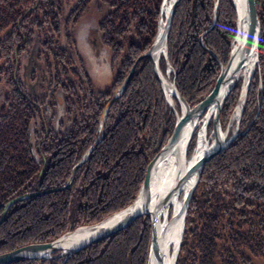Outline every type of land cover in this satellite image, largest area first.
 <instances>
[{
	"label": "trees",
	"instance_id": "16d2710c",
	"mask_svg": "<svg viewBox=\"0 0 264 264\" xmlns=\"http://www.w3.org/2000/svg\"><path fill=\"white\" fill-rule=\"evenodd\" d=\"M161 3L0 0V81L6 90L0 105V217L4 205L16 197L68 183L72 169L98 137L105 106L134 67L110 105L100 143L76 170L70 188L28 197L9 208L0 225V254L50 243L103 221L135 200L148 164L177 120L152 60L140 58L155 41ZM255 3L261 24L258 62L238 131L202 167L175 264H264V0ZM176 6L159 69L166 74L171 68L170 79L194 107L210 93L221 70L209 50L223 65L229 59L237 14L232 0H180ZM85 19L93 21L96 42L108 53L110 76L103 85L95 84L78 51L76 34ZM22 57H34L43 67L51 95L36 96L18 79ZM241 80L220 111L223 130ZM57 96L62 100L59 119ZM173 103L179 114L176 98ZM150 232L147 215L70 256L56 252L50 259L8 264H147Z\"/></svg>",
	"mask_w": 264,
	"mask_h": 264
},
{
	"label": "water",
	"instance_id": "95a60500",
	"mask_svg": "<svg viewBox=\"0 0 264 264\" xmlns=\"http://www.w3.org/2000/svg\"><path fill=\"white\" fill-rule=\"evenodd\" d=\"M180 0H173L170 3V9L165 16L166 19L162 26V31L160 33V24L162 23V18L160 16V22L158 24V31L155 38V41L150 46L149 50H147L146 53H144L140 58L142 57H149L154 66V72H156V75L158 77L159 82L162 85L163 92L166 95V99L168 104L171 105L172 108H174V111L177 115V120L175 123V128L172 132V134L169 136L170 138L167 140L166 144L162 147V149L155 155V157L152 159V161L148 164L146 169V175L143 180V184L141 185L138 195L136 196L135 200L126 207L124 210L114 213L111 217H108L104 219V221L89 225V226H82L78 227L75 230H72V232H66L61 237L50 241V243H40V244H29L28 246H23L18 248L17 250L7 252L5 254H0V264H8L11 262H18L19 260H29V259H40V257H47L51 255V253L54 252H62V254H66L68 256L72 255L74 252H77L79 250H82L84 247L94 244V242L105 240L106 238L115 235V233H118L120 231H123L136 221V219L143 217V216H149L150 217V225H151V239L149 243V253H148V262L147 264H164V257L162 254V249L160 246V235L158 234L159 224L161 221H165L167 218L165 217V213H168L170 208L172 207V199L174 196L179 194L181 191V187L184 183H187L190 181V179L193 180L192 184L190 185L188 192L183 196L182 199V206L180 208L179 214H175L171 216V221H176V217L180 220L181 219V238L178 243V247L175 253V259L173 264H175L177 254L179 252V249L181 247V240L183 237V230L185 227V218L187 215V210L190 205V200L195 192V188L197 187L199 181H200V174L202 171L203 165L208 162L213 156L220 153L221 150L229 146L228 144L231 142V140L236 136V132L231 135L230 138L227 139V130L226 132H222L221 125L219 124V117H220V111L224 105V101L229 96V93L231 92L234 84L236 81H238L239 75L241 73V70L243 69L246 60L249 58L248 56L252 53L255 54L256 62L253 64H257L258 62V48H259V41H260V33H261V24H259L258 19V13H257V4L255 3V0H243L244 3V17L245 22L242 21L241 15L239 14V10L237 9V3H235V0L233 1V4H235V10L237 14V31L234 35V38L232 40V49L229 54V59L225 65L222 64L220 59H218L217 55H215L212 51L209 50L211 55L214 57V59H217L219 66H220V73L217 76V79L215 80L216 83L210 93L207 95L205 99L200 101L196 106L191 107L185 99L182 97V95L178 92L176 89L175 83L173 82L171 84L172 87V97L176 98L178 103L181 106V112L178 114L175 109V105L171 103V101L168 100L166 90H165V83L163 81L164 75L162 72H160L159 69V57L155 58V52L154 49L156 48V44L158 42L163 41V50L164 55H166V45L168 41V35L171 31V24L173 20V15L176 9V5L179 3ZM165 0L162 1L160 14H162L163 10V4ZM217 4V2H216ZM218 5V4H217ZM214 28V23L212 24L211 29ZM210 29V30H211ZM159 36V39L157 37ZM203 35L200 37L201 45L203 46L202 38ZM161 40V41H160ZM252 66V67H253ZM168 69H171L168 67ZM134 70V67L130 70L129 76L126 78V80L121 84L120 88L116 91V93L113 95L112 99L109 101V103L105 106L100 120V126H99V133L96 141L90 146V148L86 151L84 156L81 158L79 163L72 169L71 177L68 181V183L65 184L63 187H59V189H48L46 191H40L37 193H26L25 195L18 196L16 199L11 200L7 202L3 207V213L0 217V225L3 223V219L6 216V213L8 212L9 208L13 205H15L17 202H21L24 200H27L28 197H34L41 194H47L48 192L52 191H59L63 189L70 188V184L73 181L74 173L76 170L84 164V162L87 161L90 154L93 152V149L100 143V139L102 138L103 134V125L106 120V116L108 113V110L110 109L111 103L120 97V94L122 93L123 89L126 87L127 82L129 81L130 77L132 76V72ZM170 72V71H168ZM254 72V67L246 77V82L244 83L241 93L240 99L244 97V95L247 92L248 85L251 81V76ZM240 101V100H239ZM241 102V101H240ZM240 102L237 104V108L235 111L239 112V117H241V109H240ZM213 115V116H212ZM212 117V124H213V130L212 135L214 136L213 143L209 146V151L201 156L198 162H196L193 166L189 167V170L184 173L180 174V169L177 163L178 167L176 168L177 173L174 178L175 184L170 186L168 188V191L164 193L163 196L155 200H152V192H151V176L153 173V168L156 166L157 162L160 160L162 156H165L166 154H175L178 150V146L183 138V134L188 126H194L193 131L190 134V138L186 145V152L188 150V145L192 139V135L194 131L198 127V123L203 122V127L201 129H204L205 135H206V128L207 123ZM240 119V118H239ZM207 136V135H206ZM196 150V149H195ZM195 152V151H194ZM193 152V153H194ZM140 201V205L137 207V202ZM113 220V221H112ZM111 221V222H110ZM78 235V236H76ZM76 236V237H75Z\"/></svg>",
	"mask_w": 264,
	"mask_h": 264
},
{
	"label": "bare ground",
	"instance_id": "6f19581e",
	"mask_svg": "<svg viewBox=\"0 0 264 264\" xmlns=\"http://www.w3.org/2000/svg\"><path fill=\"white\" fill-rule=\"evenodd\" d=\"M173 0H165L163 4V10L161 14L162 23L160 24V33L162 31L163 23L166 19L164 18V15L166 16L169 9H170V3ZM235 3H237V9L240 11L239 14L241 15L242 21L245 22L244 17V3L243 0H235ZM164 14V15H163ZM237 31V30H236ZM159 39V36L157 37ZM161 41V40H160ZM163 41L158 42L156 44V48L154 49L155 58L160 57V54L163 50ZM249 58L246 60V63L243 67V69H246L249 73L253 69V64L256 62L255 54L251 53ZM253 66V67H252ZM255 69V68H254ZM242 71V70H241ZM163 81L165 83V90L167 94V98L169 101L173 103V97H172V87L171 84L168 82V79L163 78ZM175 98V97H174ZM177 100V99H176ZM213 116V115H212ZM194 126H188L183 134V138L179 144V148L175 154H166L165 156H162L160 160L157 162L156 166L153 168V173L151 176V192H152V200L157 201L158 198L164 195L165 192L168 191V188L175 184V176L177 173V167L179 166L180 174H184L189 170V167L193 166L196 162L199 161L202 155L207 153L209 151V146L207 145V136L205 135L204 129H201L198 134V141L196 144V150L194 153H192L190 156H187L186 152V145L190 138V134L193 131ZM188 151V150H187ZM177 163H179L177 165ZM193 180L190 179L189 182L184 183L181 187V192L174 196L172 199V214L177 215L180 211V208L182 206V196H184L188 191L190 185L192 184ZM181 196V199H178ZM140 201L137 202V207L140 205ZM165 213V217L167 218L164 222L161 221L159 224L158 234L160 235V246L162 249V254L164 257V264H173L175 259V253L178 247V243L181 238V219L179 220L176 217V221H171V216L169 217L170 210L168 213ZM113 221V220H112ZM111 222V221H110ZM78 236V235H76ZM75 236V237H76Z\"/></svg>",
	"mask_w": 264,
	"mask_h": 264
},
{
	"label": "rangeland",
	"instance_id": "374dc122",
	"mask_svg": "<svg viewBox=\"0 0 264 264\" xmlns=\"http://www.w3.org/2000/svg\"><path fill=\"white\" fill-rule=\"evenodd\" d=\"M232 3H233V1H232ZM234 6H235V4H234ZM160 16H161V14H160ZM160 16H159V18H160ZM164 18H165V15H164ZM84 21H85L84 25L82 24V26L77 30V34H76V43L78 45V51H79V53L83 54V56L85 57L86 65L88 66L87 68H88L89 74L93 78V81L95 82V84L98 85L101 83L100 85H103L102 81H104V82L107 81L109 79V76H110L109 65L107 64L108 53H105V51L100 46V44L98 42H96V40H98V39H96V33L94 32L93 21H91L89 19H85ZM159 22H160V19H159ZM159 22H158V24H159ZM162 55H164V51H162V53L160 54V56H162ZM19 66L21 68H20V71L17 73L18 79L22 80L29 87V89L32 92H35L36 96H39V94H40L42 97H44V96H46L45 94H47V93H50V95L52 94L53 90L52 89L49 90L50 88H48L49 83L47 81V77L43 76V74L45 73L44 69H43V67H41L40 64L37 63V61H36V59H34V57H31V59H27L26 57H22ZM168 71H170V72H168ZM166 72L167 73L163 74V75L166 79H168V82L172 84L173 81L170 79L171 69H167ZM248 74H249V72L246 69H242V71L239 75V78H242V80H241V87L239 88L238 100L236 102V105L234 106V108L231 111L232 114H231L230 119L227 123L228 124L227 128L225 130H223L221 127L222 132H226V130H227V134H228L227 139L230 138L231 135H233V133H235V132L237 133V131H238V126H239L238 122H239V118H241V117H239V115H238L239 112H237L235 110L237 108V104L240 101H241L240 102V109L242 110L241 106L243 105V102H244L243 99L245 98L246 94L241 99H240V96H241V93L243 92L242 87H243L244 83L246 82V77L248 76ZM239 78H238V81H239ZM238 81H236V83ZM5 93H6V90H5L4 81H0V105L2 103V99L5 95ZM46 97H48V95ZM57 97L59 98V100H57L58 105L56 106V108L58 109L57 119H59V117L62 118V116L59 114V111H60V113L62 112V109H61L62 100L59 96H57ZM180 109H181V106H180ZM241 114H242V112H241ZM210 121H212V117L208 121V123H207L208 125L206 128L207 145L208 146H210L213 143V139H214V136L212 135L213 125L210 126V124H209ZM202 124H203V122H202V118H201V122L198 123V127H197V129L198 128L199 129H198V132L196 135L197 138L195 139V142H194V149L191 152L189 151V149H190L189 145L191 143V141H190V143L188 145V151L190 154L187 156H190L196 149V144H197L198 137H199L198 134H199V131L201 130V128L203 127ZM188 151H187V153H188ZM182 198H183V196H182ZM178 199H181V196ZM170 209H172V207ZM118 212H120V211H118ZM115 213H117V212H115ZM112 215H114V214H112ZM112 215H110L109 217H111ZM100 222H102V221H100ZM97 223H99V222H97ZM94 224H96V223H94ZM55 253L56 252L51 253V255H49L47 257H40V258L50 259L51 256H53ZM57 253H60L61 256L62 255L66 256V257L68 256L66 254H62V252H60V251H58ZM65 260H66V258L64 259V262H65Z\"/></svg>",
	"mask_w": 264,
	"mask_h": 264
}]
</instances>
